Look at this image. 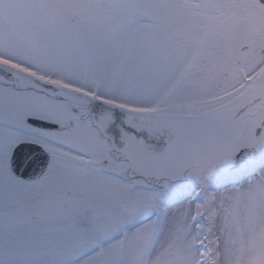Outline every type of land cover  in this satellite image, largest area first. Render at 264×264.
Wrapping results in <instances>:
<instances>
[{
  "label": "snow or ice",
  "instance_id": "snow-or-ice-1",
  "mask_svg": "<svg viewBox=\"0 0 264 264\" xmlns=\"http://www.w3.org/2000/svg\"><path fill=\"white\" fill-rule=\"evenodd\" d=\"M261 148L264 0H0L6 264H264Z\"/></svg>",
  "mask_w": 264,
  "mask_h": 264
},
{
  "label": "rangeland",
  "instance_id": "rangeland-1",
  "mask_svg": "<svg viewBox=\"0 0 264 264\" xmlns=\"http://www.w3.org/2000/svg\"><path fill=\"white\" fill-rule=\"evenodd\" d=\"M255 159L258 162L261 160H264V148H261V152L258 155H256ZM248 174H250L252 178L255 177V175H256L255 170L250 169L249 172L244 174V175L233 177V179H234L233 181L239 183L242 178L248 177ZM221 175H223V174H220L219 176H221ZM236 179H238V180H236ZM240 186H246V182L241 184ZM213 187L215 188V186H213ZM252 255L253 254L251 251L246 250L244 255H243V264H248V260L252 257ZM21 258H22V254L17 252L14 249H8V248L0 249V264H6V262L9 260H19Z\"/></svg>",
  "mask_w": 264,
  "mask_h": 264
},
{
  "label": "water",
  "instance_id": "water-1",
  "mask_svg": "<svg viewBox=\"0 0 264 264\" xmlns=\"http://www.w3.org/2000/svg\"><path fill=\"white\" fill-rule=\"evenodd\" d=\"M257 152V150H252V149H248L246 152H245V156L247 157H251L253 156L255 153Z\"/></svg>",
  "mask_w": 264,
  "mask_h": 264
}]
</instances>
